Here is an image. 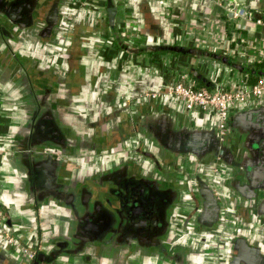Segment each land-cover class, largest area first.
<instances>
[{"label":"flooded vegetation","instance_id":"af4514ba","mask_svg":"<svg viewBox=\"0 0 264 264\" xmlns=\"http://www.w3.org/2000/svg\"><path fill=\"white\" fill-rule=\"evenodd\" d=\"M65 1L68 5L64 4ZM225 2L228 0H223ZM21 4L29 16L26 21L17 18L24 12ZM95 4H98L96 0H0V51L4 53L3 57L0 55V73L12 71L13 75H9V78L12 77L11 82L17 87L14 90L19 92L18 101L25 107L29 122V125L19 128L20 131L12 138L0 140V159L17 157L19 162L29 165L33 172L28 175L29 184L34 183L36 178L43 180V185L38 190L41 193L36 194L33 189L27 191L28 201L25 208L33 211L35 209L40 213L41 207L45 208L56 201L65 202L67 196L76 200L80 190L94 192L104 182L108 183V193L101 207L110 208L119 218L112 224L114 229L111 230V241L119 240L123 230L133 228L137 232L134 240L130 239L121 246L155 256L165 264H194L192 258L195 256L198 259V256L188 245V240L199 238L213 244V251L210 249L206 252L211 253L213 257H210L215 258L219 264H232L234 261L237 264H251L248 255L244 257L242 253L244 250L241 247L244 243L241 240L248 241L245 235L249 233H258L264 238V178L255 183V177L259 175L257 172L264 173V158L259 145L264 142V103L255 101L240 105L244 124L241 129L238 127L236 142L231 146L234 153L232 165L221 163L217 154L213 157L211 154L214 153L210 152V156L201 158L205 162L184 169V180L166 177V182L158 184L159 188H168L175 194L167 210L165 209V227L148 241L144 240L141 233L146 230L156 231L157 223L153 217L159 215L152 197L146 195V192H150L155 196L158 190L149 189L145 169L142 167L144 159L156 160L144 139L149 137L152 143H157L160 140L158 134L166 145L175 146L174 137L167 133L165 121L162 122L154 115L146 117V101L143 102V96L120 94L117 88L123 84L117 80L115 87L100 98V103L107 99L111 103L110 110L101 109L92 122L98 129L95 134L79 135L74 128L63 123L61 118V110H72L76 102L78 105H86L87 108L83 111L89 116L91 102L86 100L87 89H98L101 84L111 82L108 71H96L94 61L109 68L114 66L113 69L118 75H127V71L139 72L138 69H141L136 57L138 53L132 49H135L136 44L122 34L117 21L118 12L113 5L107 11V18L110 20L109 35L105 32L106 27L102 26L100 36H107L105 42L94 41L98 33L94 27L89 26L91 16L97 14L102 21L103 17L107 20L106 12ZM232 5L237 3L233 2ZM237 6L240 9V5ZM252 12L254 16L264 17V0H257ZM33 39L34 43L30 44L29 41ZM25 41L27 44H24ZM122 45L132 51L124 49ZM107 46L120 52L113 57L108 56ZM40 51L42 52L38 54ZM146 66L148 67L147 64ZM145 95H148L149 102L151 99L160 100L159 94ZM152 95H157V98ZM1 98L4 100L5 95L1 94ZM137 99L141 101L136 103ZM77 108L83 109L82 106ZM3 113L7 112H2V115ZM250 115L252 118H249ZM207 118L208 116H202L200 120L203 122ZM115 121L118 122L117 128L101 132L103 126ZM198 122L193 121V126L189 129L192 130L189 139H177V146L187 151L186 156L198 152L201 146L200 131L209 132L212 126H219L218 119L213 124ZM52 125L56 133L51 132ZM145 130L148 131L147 134ZM218 134L221 138L219 128ZM136 140L140 145L133 142ZM125 145L127 150L123 149ZM119 151L129 152L130 159L114 168L108 167L102 172L98 170L97 174H93L91 179L82 184L71 178L68 170L70 166L81 169L89 164L91 158L107 154L113 157ZM179 155L183 157L182 154ZM160 159L167 168L179 162L178 158L165 153ZM163 171L169 174L167 169H162ZM225 173L229 175L225 176ZM216 180L218 186L213 184ZM185 181L190 194L182 193ZM225 190L229 191L228 195ZM207 192L213 197L211 202L207 199ZM131 201L134 205L128 210L124 209L123 205ZM0 211L4 216L0 223V264H4L13 254L19 256L20 252L14 249L11 251V246L7 247L11 243V237L15 241L17 237L14 235L10 214L2 206ZM91 214L98 218V214L108 212L93 210ZM170 215H173V220ZM36 228L35 233L38 236L28 237V241L24 242L25 246L23 245L35 254L31 264H65L64 257L76 260L80 253L75 246L76 237L74 239L58 234L53 225L39 224ZM178 232L182 235L181 239ZM39 236L45 239L44 243L39 242ZM65 241H68V245L62 249L67 253L59 250V244ZM38 246L40 252L34 249ZM205 250L199 252V261L204 262L201 256L206 257ZM258 254L257 262L264 264V255L260 251Z\"/></svg>","mask_w":264,"mask_h":264},{"label":"crops","instance_id":"0c3cea01","mask_svg":"<svg viewBox=\"0 0 264 264\" xmlns=\"http://www.w3.org/2000/svg\"><path fill=\"white\" fill-rule=\"evenodd\" d=\"M96 1L98 4L95 5L106 12V18L110 5L116 7L118 12V24L121 28L126 30L127 36L124 35L125 38L129 37L131 41L136 44L133 50L136 51L135 53H138L136 57L139 59L141 69H138L139 72L130 73V71H127V75H118L113 69L114 66H110L109 68V66L103 65L99 61H94L96 71H103L104 69L108 71L111 76V82L104 85L101 84L98 89H87V94L85 96L87 97L86 100L91 102L89 106L91 109L90 115L87 116L83 111L87 108L86 105H78V102L75 103L76 106L73 107L72 110L66 108H64L65 110H61L63 112V114H61L63 123L74 128V131L79 135H91L97 132L98 129L92 125V122L96 119L101 109L109 111L111 103L108 99L102 100L103 102L100 103V98H103L105 93L115 87V80L123 84L122 87L120 85V88H117L120 94H125V96H143V102H145L144 95L146 93L162 94L165 89L164 87H171L178 82H183V78L196 80L205 87L217 85L218 87L232 88L234 84L237 85L240 78L246 76V74L225 66L223 63L217 61V57L223 56L231 58L228 55L231 52H236V57L231 59L240 63L249 64L243 62L242 58L239 56V50L244 52V48L248 46L246 43L252 44L256 41L261 42V40H264V17H253L252 15L254 4L257 0H246L245 4L240 5V9L244 10L246 13L245 18L242 20H238V18L234 16L228 17L225 14L227 7L232 5L233 2H236V0H228L227 3H223V0ZM64 4L68 5L66 1ZM20 6L24 7L22 4ZM82 14L83 11L81 12V15ZM17 18L21 21L29 19L25 7L23 14L19 15ZM91 18L89 26L94 27L98 33L94 41L96 43L105 42V39L109 35L110 20L108 18L106 20L105 17H103L104 20L102 21V18L97 14L96 16H91ZM258 20L262 21V24H258ZM102 26L106 27L105 32L108 33L105 38L100 36ZM34 41L35 39L29 41V43L33 44ZM24 44H27V41H25ZM146 47L151 49L146 51ZM157 47L162 49H153ZM173 47L197 49L216 56L214 59L202 57L201 55L200 57H196L180 53V51H176ZM107 50L106 53H108V56L110 55L112 57L120 52L108 46ZM41 52L42 51L38 52V54ZM0 55L3 57L4 53L0 51ZM157 60L159 61L158 64H152V62ZM146 64L149 68L145 66ZM11 74L13 75L12 71L0 73V92L5 95V99L2 100L3 98H1L0 94V140L12 138L18 130L20 131L19 128H22V126L26 124L29 125L25 107L18 101L19 92L14 90V88L17 87L11 82L12 77L9 78ZM201 77L209 81L210 85H206ZM81 92L83 93V89ZM80 96H82V94H80ZM139 101L141 100L137 99L136 103ZM161 105L164 106V110L167 111L166 114L171 113L175 115L174 117L182 122L185 127L188 126V128H191V126H193V121L202 122L200 120L202 115H198L197 111L187 112L183 104L177 101L175 102V99L166 98L161 102ZM77 106H82L83 109L77 110ZM148 106H151L149 101L146 102L144 108L146 109ZM5 111L7 113H3L2 115V112ZM69 112L77 115H71ZM61 118L59 117L60 120ZM216 119L215 116H208L202 123L216 122ZM117 123L118 122L115 121L103 126L101 132L109 131L111 128L116 127ZM51 130V132H55L53 125ZM133 142H137L138 144L136 145H140L138 140ZM144 142L148 143L150 146L149 151L155 154L156 160L149 161L148 159H144L142 167L145 169L144 173L148 180L149 189L158 190L155 196L150 192H146V195L152 197L159 210V215L155 218L153 217V220L157 223L156 231L146 230L144 233H141V236H144L143 239L148 241L154 234L160 233L162 227H165V209L167 210L175 194L168 188H159L158 184L166 182L164 181L166 177H168V179L175 178L174 180H184V169L201 163H199L200 159L198 157H194L193 155L186 156L185 154L187 151L185 152L183 149L174 152L177 155L184 154L183 157L180 155V159L177 155L173 157L170 153H167L165 149L168 147L160 144L159 141H157V143H152L150 138L147 137L144 139ZM133 147H135L134 144ZM123 149L127 150V145H125ZM164 153L179 159V162H176L175 165H170L172 169L170 167H165L162 159H160V156L164 155ZM117 154V156L114 155L115 157H111L107 154L104 156H97L94 159L91 158L88 161L89 164L81 169L70 166L68 169L70 176L72 179L82 184L91 179L94 176L93 174H97L98 170L102 172L108 167L114 168L130 159V153L127 151H119ZM14 158L15 159L8 156L0 159V206L5 208L8 214H10L11 224L15 231L14 235L20 240L26 242L28 241V237H37L38 234L35 233V229L37 230L36 227L39 224L45 226L53 225L58 234L74 239L76 237L77 243H75V246L78 253H80L77 255L74 264H165L155 256L138 253L139 250H130L126 246H121L130 239L134 240V236L137 235V232L133 228L129 227L130 230L128 228L123 230L119 240H110L112 234L111 230L114 229L112 224L118 221L117 219L119 218L114 215V211L110 208L101 207V203L105 202L108 193V183L102 182L94 192L87 189L80 190L76 200L73 197L67 196L65 202L62 200L61 203L56 201L45 208L41 207L40 213L36 212L35 209L34 211L31 209L27 210L25 208L27 207L26 204L28 201L27 191L33 189L34 192L36 191V194L41 193V191L38 190L41 188V185H43V180L41 178H36L34 183L31 182L29 184L28 175L30 176V174L33 173L32 170H30L29 165L19 162L17 157ZM162 169H167L169 174H165L166 172L164 171L162 172ZM226 174L227 173H225V176ZM67 175L69 176V173ZM230 176H232V174ZM213 184L214 186H218L217 180ZM193 187L195 188V186ZM188 188L189 186H187V182L185 181L182 193L190 194ZM228 192L225 190L227 195ZM30 196L32 197V195ZM188 201L190 200L188 199ZM63 203L67 205L63 207ZM133 205L131 201L127 205L124 204L123 208L128 210V208ZM23 207L26 210H24ZM93 210L99 212L106 210L108 214H98V218H94V214H91ZM174 215H176V212ZM170 216L173 220V215ZM157 217L160 219L157 220ZM174 235L176 237L177 233L175 232ZM178 236L181 239L182 235L179 232ZM245 237L248 241L245 239L241 240L244 243L241 247L244 250L242 252L244 257L247 254L249 257L248 259L251 260V264H259L257 262L258 258H256L259 254L253 253V250H258L264 255V238L258 233H249L246 234ZM260 238H262V240ZM67 242L68 241H65L59 244V250H61V252L67 253L66 250L62 249L67 247ZM188 243V245L197 252L196 256H198V259H200V251L204 249H206L205 252L210 249L211 252L213 251L212 243L203 242V240L199 238H190ZM13 249L14 248H11L10 250L12 251ZM71 251L74 252L73 249H71ZM205 256V258L201 256L204 262L199 261L195 256L192 258V262H194V264H219L215 258L210 257L212 256L211 253L206 252ZM3 263L26 264L24 258H17L14 255ZM232 264H237V262L235 263L234 261Z\"/></svg>","mask_w":264,"mask_h":264},{"label":"built area","instance_id":"2783aa9c","mask_svg":"<svg viewBox=\"0 0 264 264\" xmlns=\"http://www.w3.org/2000/svg\"><path fill=\"white\" fill-rule=\"evenodd\" d=\"M230 13L238 20L244 19L246 14L237 5L227 7L225 14L229 17ZM258 24H262V21L258 20ZM246 44L248 46L244 48V52L239 50V56L243 62L249 64L264 63V40ZM228 56L235 58L236 52H231ZM183 80V82H178L174 86H166L164 92L159 94V98L175 99V102L183 104L187 112L197 111L198 115L215 116L219 120L220 134L225 131V125L228 123L230 113L235 106L250 104L257 99H264V79L252 82L247 76H242L237 85L234 84L232 88L218 87L217 85L205 87L196 80L187 78H183ZM152 97L157 98V95H152ZM3 220L4 216L0 211V223ZM10 242L12 244L17 243L12 237Z\"/></svg>","mask_w":264,"mask_h":264},{"label":"trees","instance_id":"16d2710c","mask_svg":"<svg viewBox=\"0 0 264 264\" xmlns=\"http://www.w3.org/2000/svg\"><path fill=\"white\" fill-rule=\"evenodd\" d=\"M110 1V0H109ZM124 49H127L128 51H132V49L128 48L126 45H122ZM174 48V47H173ZM151 48L146 47V51L150 50ZM153 49H162V48H153ZM176 51H180V53L183 54H188V55H201L202 57H207L214 59L216 55L210 54L208 52H204L201 50L197 49H183V48H174ZM217 61L223 63L225 66H228L232 68L235 71H239L241 73H245L248 79L252 82L258 80V79H264V63L261 64H244L240 63L236 60H233L228 57H223V56H218ZM202 78V77H201ZM205 78H202L204 80ZM206 85H210V82L207 80H204ZM210 87V86H207ZM151 106H148L144 110V114L146 117H150L151 115H154L155 117H159L160 119L166 118L165 120V128L167 130L168 135H171L174 138H179V139H189L190 135L192 133V130L190 131L187 127L183 125L182 122H180L177 118H175L173 114L167 113L166 110H164V106H162L158 101V99H151L150 101ZM157 134V132H156ZM201 139L199 141L205 142V146L203 148H200V152L197 154V157L201 160L203 157H208L210 156L209 153H214L211 154L213 157L216 155V146L219 144V134H218V128L215 126H212L210 131L207 132L206 130L200 131ZM158 136L159 141L162 143V145L167 146L165 142L162 140V137ZM179 136V137H178ZM181 137V138H180ZM182 150V149H180ZM184 153V152H183ZM184 155V154H183Z\"/></svg>","mask_w":264,"mask_h":264},{"label":"water","instance_id":"95a60500","mask_svg":"<svg viewBox=\"0 0 264 264\" xmlns=\"http://www.w3.org/2000/svg\"><path fill=\"white\" fill-rule=\"evenodd\" d=\"M245 2H246V0H236L237 5H243V4H245ZM112 10H113V8H111V12H112ZM112 16H113V14H112ZM232 16H233V14L230 13L229 17H232ZM253 17H255V16L253 15ZM192 56L200 57V55H192ZM164 88H166V87H164ZM148 94H151V92H148ZM144 97H145L144 98L145 101L148 102V100H149L148 95H144ZM165 99L166 98H160L159 102H162ZM254 101H258V102L262 101V102H264V99H257V100H254ZM240 108H241L240 105L239 106L237 105V106H235L233 108L232 112L230 113L229 123H227L225 125V131L222 134H220L221 138H219V144L216 146V154H217L218 158L220 159V162L225 164V165H232V161L234 160V153L232 152V147H233L234 143L236 142V135L238 134V127L240 126V129H241L242 124H244V119H243L244 117L242 115V112H241ZM249 118H252V115H250ZM160 120H162V122H163V121L166 120V118H162ZM145 133H148V131L145 130ZM174 140H175V142H174L175 146L174 145H167V147H168L167 149H165L163 146H161V147H163L165 149V151L167 153H170L173 157L175 155H177L174 152H176L177 150L181 149V148H179V146H177V143H176L177 142V138H174ZM159 142H158V144H159ZM199 143H201L200 144L201 146L197 150L198 152H195L193 154V156L195 155L194 157H197V154L200 152V148H203L205 146V142L204 141L203 142L200 141ZM160 144H162V143L160 142ZM189 145H190L189 148H191L192 147V143L189 144ZM259 145H260L261 153H262L263 158H264V142L259 144ZM177 156H179V158H180L179 154ZM201 161L202 160H200V162L199 161L198 162L199 163L205 162V161H202V162ZM257 174H259V175L255 177V183H258V180H261L262 178H264V173L263 172H260V173L257 172ZM241 182L242 181L240 180L239 183L241 184ZM206 194H207L208 201L211 202L212 199H213L211 193L207 192ZM253 253L257 254L258 250H253Z\"/></svg>","mask_w":264,"mask_h":264},{"label":"rangeland","instance_id":"374dc122","mask_svg":"<svg viewBox=\"0 0 264 264\" xmlns=\"http://www.w3.org/2000/svg\"><path fill=\"white\" fill-rule=\"evenodd\" d=\"M121 32H122L123 35L127 36L126 35V30H124L123 28H121ZM155 63L158 64L159 61L157 60L155 62H152V64H155ZM44 241H45V239L42 236H39V242L42 244V243H44ZM23 245H24V241L20 240L17 237V243L16 244L10 243L9 245L7 244V247L11 246L16 251L20 252L19 256H16V253L13 254L15 257L24 258V262H26V264H31V261L35 257V254H34L33 250H30L27 247L25 248V247H23ZM34 249L36 250V252H40L39 251L40 250V246L34 247ZM64 259H65L64 260L65 264H74V262H75V260H73L71 258H64ZM59 264H63V262H59Z\"/></svg>","mask_w":264,"mask_h":264}]
</instances>
